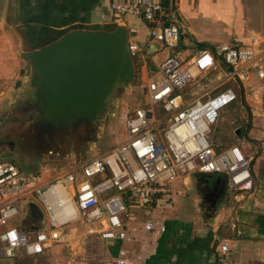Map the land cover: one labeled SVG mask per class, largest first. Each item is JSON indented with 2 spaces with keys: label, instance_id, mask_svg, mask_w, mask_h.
Returning a JSON list of instances; mask_svg holds the SVG:
<instances>
[{
  "label": "built area",
  "instance_id": "built-area-1",
  "mask_svg": "<svg viewBox=\"0 0 264 264\" xmlns=\"http://www.w3.org/2000/svg\"><path fill=\"white\" fill-rule=\"evenodd\" d=\"M107 1L115 18H141L150 36L169 52L140 83L148 104L121 115L126 137L108 152L53 178L21 170L13 158L0 159V255L4 258H13L20 251L31 256L44 253L52 244L63 242V228L77 221L96 225L95 231L108 243L123 241L133 209L155 204L158 194L168 193L170 182L182 175L221 174L237 201L253 188L251 164L257 149L250 139L241 135L218 149L209 136L221 110L237 99L235 90L230 86L214 93L207 89L190 99L183 90L216 71L218 60L232 67L218 80L247 83L252 71L263 78L258 39L252 38L248 45L221 43L214 50L200 47L187 53L178 47L176 1L168 6L163 0ZM127 29L128 35L136 31ZM128 46L132 58L138 55L140 47L135 41L129 39ZM260 111L264 117V101ZM29 202L41 210L42 228H35L40 224L33 221L26 206ZM11 219H15L13 224ZM144 226L165 231L158 219H148ZM217 247L220 255L229 251L226 241H219ZM109 263L133 264L123 250Z\"/></svg>",
  "mask_w": 264,
  "mask_h": 264
},
{
  "label": "crops",
  "instance_id": "crops-1",
  "mask_svg": "<svg viewBox=\"0 0 264 264\" xmlns=\"http://www.w3.org/2000/svg\"><path fill=\"white\" fill-rule=\"evenodd\" d=\"M174 1L178 17L185 23L194 16L200 17L198 23H191L186 27L190 38L188 44L192 47L183 49L187 53L200 47L214 50L221 43L248 45L252 38H256L264 60V0H258L259 3L254 2L255 0H163V3L168 6ZM207 10L209 13L205 15L213 23L212 32L205 28L206 17L202 16L203 11ZM117 25L136 29L128 35V40L135 41L140 47V52L133 59L143 61L142 82L149 76L146 70L147 59L153 60L149 70L154 71L155 65L169 51L160 40L150 36L149 27L141 18H115L107 0H3V4L0 0V78L4 80L3 83L7 82V88H14L16 81L21 80L20 87L23 89L30 71L20 76V69H25L20 52L48 44L73 28L109 30ZM220 34L226 35L227 39L220 38ZM195 45L197 47L193 48ZM221 63L223 62L218 60V65ZM221 76L218 72L216 78ZM250 80L254 81L253 86L248 87L251 81L239 84L246 94L243 101L250 106L249 124L254 120L255 126L260 130L255 137L258 154L251 164L253 188L241 196L245 200L240 206L244 205L245 210L258 211L257 214L249 213V221L236 217V224L231 222L223 231H216L214 224L213 227L207 226L208 216L205 217L204 214L208 207L217 205L216 199H212L214 192H217L215 186L223 184V191L227 189L225 177L217 173L203 176L195 173L197 179H213L215 185L201 183L194 187L196 196L193 199L194 212L191 220L166 217L164 210H171L173 213H176L175 209L182 211V205L179 203L173 206L167 199L169 195H166L183 193L184 189L181 187L190 188L191 174L182 175L172 180L168 193L158 194L155 204L133 209L134 216L128 221L125 239L115 243L106 241L109 246L117 247L116 252L110 251L108 262L123 250L124 257L133 264H251L254 261L264 264V117L260 111L264 101V77L259 78L253 71ZM256 87L258 89L254 93V99L248 92ZM183 93L185 95L184 90ZM237 126L244 128V125ZM233 134L235 141V131ZM242 135L244 136L243 129ZM148 219L162 220L163 223L164 219H168L177 225L170 226L169 233H161L157 227L145 228ZM219 241L228 243L229 251L224 255L218 252Z\"/></svg>",
  "mask_w": 264,
  "mask_h": 264
},
{
  "label": "rangeland",
  "instance_id": "rangeland-1",
  "mask_svg": "<svg viewBox=\"0 0 264 264\" xmlns=\"http://www.w3.org/2000/svg\"><path fill=\"white\" fill-rule=\"evenodd\" d=\"M254 2L259 3L258 0ZM208 13V10L203 11L204 15L202 16L206 17L205 28L212 32L213 23L205 15ZM128 16L130 15H125L123 18ZM199 18V16H194L187 23L183 19H179L178 47L180 49H185V47L192 49L188 44L190 38L186 27L191 23H198ZM219 37L227 39L226 35L220 34ZM195 47L197 45L193 46V48ZM151 63L153 60L147 59L148 75H150ZM142 64L141 59H133L134 76L132 80L128 84L120 83L108 91L105 107L95 120L88 119L86 115L78 116L71 112L66 117L58 118L57 110L54 108L55 100L44 98L41 95V90L30 88L28 82L23 89L20 86L12 88L11 85L10 88H7V82L3 83L4 80L0 78V159L13 158L21 170L25 172L39 171L44 177L53 178L97 154L108 152L112 147L123 142L126 137V128L121 115L137 106L148 104L146 92L140 85L142 71H144L141 69ZM22 65L26 72L29 71L27 61H23ZM218 72L222 74L223 79V76L227 74L226 65L221 63L216 71L206 73L202 78L190 84L184 89L186 97L190 99L192 97L190 93L201 94L207 89L214 93L223 87H232L238 95L237 99L221 110L217 122L210 126L209 136L212 143L218 149H222L233 143L234 127L244 125V136H247L256 147L255 137L260 129L255 126L254 120L249 124L250 106L246 101H243L246 94L243 93L238 81L226 83L224 80H218L216 78ZM23 75L24 73L20 74V76ZM250 81L248 87L253 86L252 82L254 81ZM256 89L258 87L249 90L251 98L255 99ZM5 90L8 93H3ZM36 96L38 99L35 98ZM252 101L253 99H251ZM51 109L54 111L52 125L45 120L52 113ZM196 176L195 173H191L190 188L181 187L184 189L183 193L166 194L169 195L167 199L172 202L173 206L179 203L182 205V211L175 209L176 213L164 210L166 217L174 218L176 216V219L179 217L186 220L192 219L193 199L196 196L194 187L201 183L207 186L210 183L214 185L216 183L213 179L211 181L206 178L197 179ZM215 190L217 192L216 194L214 192L215 195L213 194L212 199H216L217 205L213 208L208 207L204 214L205 217L208 216L207 226L213 227L214 224L216 231H223L231 222L234 221L236 224V217L239 220L249 221V213L257 214L258 211L245 210L244 205L240 206L245 198L244 200L240 198L237 201L232 198L227 189L220 193L221 185L215 186ZM14 220L11 219L9 223L13 224ZM164 223L166 234L170 232V226L177 225L168 219H164ZM72 226H76V228L72 233L68 232V228ZM95 228L96 225L81 221L68 224L63 228L65 234L63 242L52 244L44 253L38 255L31 256L22 251L10 259L0 255V264H108L111 252H116L117 247L109 246L106 240L102 239L95 231ZM223 262H225V257H223ZM251 264L260 263L254 261Z\"/></svg>",
  "mask_w": 264,
  "mask_h": 264
},
{
  "label": "water",
  "instance_id": "water-1",
  "mask_svg": "<svg viewBox=\"0 0 264 264\" xmlns=\"http://www.w3.org/2000/svg\"><path fill=\"white\" fill-rule=\"evenodd\" d=\"M20 57L29 63L28 85L41 90L44 98L55 100L58 118L71 112L97 119L105 107L108 91L120 83L128 84L134 76L128 29L123 25L109 30L73 28L48 44L20 52ZM25 72L20 69V74ZM20 85L21 80H17L14 88ZM50 112L45 120L52 125L53 109ZM242 129V126L235 129L238 138ZM26 206L33 221L40 224L35 228H42L41 210L32 202Z\"/></svg>",
  "mask_w": 264,
  "mask_h": 264
},
{
  "label": "bare ground",
  "instance_id": "bare-ground-1",
  "mask_svg": "<svg viewBox=\"0 0 264 264\" xmlns=\"http://www.w3.org/2000/svg\"><path fill=\"white\" fill-rule=\"evenodd\" d=\"M75 228H76V226L69 227V228H68V232H71V233H72V231H73Z\"/></svg>",
  "mask_w": 264,
  "mask_h": 264
},
{
  "label": "flooded vegetation",
  "instance_id": "flooded-vegetation-1",
  "mask_svg": "<svg viewBox=\"0 0 264 264\" xmlns=\"http://www.w3.org/2000/svg\"><path fill=\"white\" fill-rule=\"evenodd\" d=\"M222 186H223V184H221V192L223 191V187Z\"/></svg>",
  "mask_w": 264,
  "mask_h": 264
},
{
  "label": "trees",
  "instance_id": "trees-1",
  "mask_svg": "<svg viewBox=\"0 0 264 264\" xmlns=\"http://www.w3.org/2000/svg\"><path fill=\"white\" fill-rule=\"evenodd\" d=\"M63 32H65V31H63ZM62 33L60 32V35H61Z\"/></svg>",
  "mask_w": 264,
  "mask_h": 264
}]
</instances>
